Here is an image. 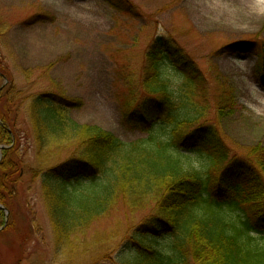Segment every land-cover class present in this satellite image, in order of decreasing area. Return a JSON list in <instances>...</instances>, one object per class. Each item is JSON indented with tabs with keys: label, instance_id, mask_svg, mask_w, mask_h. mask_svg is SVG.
Masks as SVG:
<instances>
[{
	"label": "rangeland",
	"instance_id": "obj_1",
	"mask_svg": "<svg viewBox=\"0 0 264 264\" xmlns=\"http://www.w3.org/2000/svg\"><path fill=\"white\" fill-rule=\"evenodd\" d=\"M129 1L133 14L117 11L105 0H0L6 24L0 56L5 76L12 80L5 78L4 87L15 84L24 93L20 97L53 89L79 99L82 106L69 112L74 121L111 131L132 148L149 134L166 132L159 123L150 131L134 129L124 115L151 99L142 87L153 71L146 50L153 38L164 37L184 49L206 79L205 87L195 91L196 102L208 100L215 106L225 90H233L234 111L219 123L232 155L264 145V83L256 71L257 53L264 54V0ZM31 68L28 82L23 71ZM162 80L166 83V74ZM170 80L174 87L189 82L185 75ZM30 100L18 110L13 128L20 148H27V164L33 165ZM209 116L214 119L213 110ZM79 149L73 146L59 154L66 158ZM190 160L200 168L208 163L206 155L195 152ZM21 181L13 207L16 227L0 235V262L66 264L55 246L46 185L29 169ZM132 186L119 188L106 214L79 237L73 264L93 259L98 264H130L149 254L147 248L170 252L166 236L148 240L145 250L135 247L136 229L152 216L155 201L146 193L132 194Z\"/></svg>",
	"mask_w": 264,
	"mask_h": 264
},
{
	"label": "trees",
	"instance_id": "obj_2",
	"mask_svg": "<svg viewBox=\"0 0 264 264\" xmlns=\"http://www.w3.org/2000/svg\"><path fill=\"white\" fill-rule=\"evenodd\" d=\"M105 1L117 11L134 13L129 0ZM5 28L0 14V47ZM174 42L153 38L146 50L153 71L142 86L151 99L124 114L134 129L150 131L159 123L166 132L149 134L132 148L111 131L74 121L69 112L82 106L79 99L53 89L20 97L24 93L15 84L4 87L5 78L12 80L5 76L0 56V204L10 212L8 216L0 208V235L16 227L17 185L29 169L46 185L55 246L66 264H73L79 237L106 214L119 188L127 185L136 189L132 194L146 193L155 201L152 216L136 229L135 247L145 250L148 240L164 236L172 246L169 253L146 247L149 254L130 264H264V145L232 155L219 123L234 111L233 90H225L215 106L208 100L196 102L195 91L205 87L206 79ZM257 55L256 71L264 83L263 51ZM169 69L189 82L174 87ZM23 73L31 81L32 68ZM29 99L36 141L33 165L27 164V148H20L13 128L18 110ZM212 110L214 119L209 116ZM73 146L80 149L60 156ZM193 152L207 156L206 167L192 165Z\"/></svg>",
	"mask_w": 264,
	"mask_h": 264
},
{
	"label": "water",
	"instance_id": "obj_3",
	"mask_svg": "<svg viewBox=\"0 0 264 264\" xmlns=\"http://www.w3.org/2000/svg\"><path fill=\"white\" fill-rule=\"evenodd\" d=\"M0 208H4L6 210V212H7V214H8V209H6L3 205H0Z\"/></svg>",
	"mask_w": 264,
	"mask_h": 264
}]
</instances>
